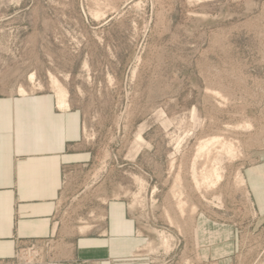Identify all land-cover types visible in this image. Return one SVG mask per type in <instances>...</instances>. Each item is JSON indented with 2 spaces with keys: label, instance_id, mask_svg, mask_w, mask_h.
<instances>
[{
  "label": "rangeland",
  "instance_id": "obj_1",
  "mask_svg": "<svg viewBox=\"0 0 264 264\" xmlns=\"http://www.w3.org/2000/svg\"><path fill=\"white\" fill-rule=\"evenodd\" d=\"M31 94L82 118L58 235L118 206L144 240L130 260L204 264V226V255L224 234L236 264H264L242 179L264 158V0H0V97Z\"/></svg>",
  "mask_w": 264,
  "mask_h": 264
},
{
  "label": "crops",
  "instance_id": "obj_2",
  "mask_svg": "<svg viewBox=\"0 0 264 264\" xmlns=\"http://www.w3.org/2000/svg\"><path fill=\"white\" fill-rule=\"evenodd\" d=\"M81 139L80 113L58 109L55 97H0V264L17 246L53 237L59 247L51 264H144L130 260L144 240L118 206L106 209L105 223L91 226L93 233L58 235L55 216L66 172L86 157ZM242 179L254 212L264 219V158L246 167ZM201 235L204 264H236L235 237L216 234L204 255V226ZM210 246L216 255H209Z\"/></svg>",
  "mask_w": 264,
  "mask_h": 264
},
{
  "label": "built area",
  "instance_id": "obj_3",
  "mask_svg": "<svg viewBox=\"0 0 264 264\" xmlns=\"http://www.w3.org/2000/svg\"><path fill=\"white\" fill-rule=\"evenodd\" d=\"M55 243L50 239L17 248L11 264H48L56 252Z\"/></svg>",
  "mask_w": 264,
  "mask_h": 264
},
{
  "label": "bare ground",
  "instance_id": "obj_4",
  "mask_svg": "<svg viewBox=\"0 0 264 264\" xmlns=\"http://www.w3.org/2000/svg\"><path fill=\"white\" fill-rule=\"evenodd\" d=\"M30 80H32V78H30ZM52 87L56 92V97H57V102H58V106L60 108L64 107L66 105V92L65 90L60 87L57 82H55L54 80L52 81ZM21 92L23 93V90H21ZM224 145V144H223ZM227 146V145H226ZM230 146H228L227 149H229ZM224 149V148H223ZM223 151V150H222ZM225 152V151H224Z\"/></svg>",
  "mask_w": 264,
  "mask_h": 264
}]
</instances>
